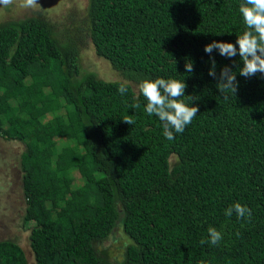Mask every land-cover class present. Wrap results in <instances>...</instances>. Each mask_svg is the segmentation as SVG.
I'll list each match as a JSON object with an SVG mask.
<instances>
[{"label": "trees", "instance_id": "16d2710c", "mask_svg": "<svg viewBox=\"0 0 264 264\" xmlns=\"http://www.w3.org/2000/svg\"><path fill=\"white\" fill-rule=\"evenodd\" d=\"M242 2L89 0L88 40L117 81L82 73L79 47L42 18L0 24V138L24 146L21 225H32L35 264H112L96 246L118 224L129 240L118 264H264V76H241L239 56L213 50L217 75L229 65L238 81L222 95L204 51L247 30ZM156 78L184 81L180 99L199 109L173 140L133 89ZM236 202L250 219L225 215ZM209 227L217 245L200 243ZM0 264L28 262L1 241Z\"/></svg>", "mask_w": 264, "mask_h": 264}, {"label": "rangeland", "instance_id": "374dc122", "mask_svg": "<svg viewBox=\"0 0 264 264\" xmlns=\"http://www.w3.org/2000/svg\"><path fill=\"white\" fill-rule=\"evenodd\" d=\"M37 2L41 7L23 8L20 6L22 0H15L7 7L0 5V24L26 17L42 18L53 25L58 43L64 44L72 39V42L79 47V64L82 73L92 72L97 78L107 81L120 80L119 75L110 65L96 55L88 40L85 19L89 0H37ZM133 89L137 92L136 86H133ZM49 117H46V120ZM65 145L64 140L56 139L59 151ZM23 152L24 146L20 143L0 138V242L10 241L17 244L23 251L28 264H35L29 241L32 225L27 227L21 225L25 210V200L21 189ZM38 158L40 165L41 155H38ZM170 162L171 164L175 162L174 156L171 157ZM58 167L60 168L59 161ZM72 176L74 186L80 187L83 180L76 170H72ZM128 242L121 225L118 224L110 236L96 246V249L98 252H106L110 263L118 264L122 260Z\"/></svg>", "mask_w": 264, "mask_h": 264}, {"label": "clouds", "instance_id": "9594fccd", "mask_svg": "<svg viewBox=\"0 0 264 264\" xmlns=\"http://www.w3.org/2000/svg\"><path fill=\"white\" fill-rule=\"evenodd\" d=\"M15 0H0V5L7 7ZM23 8H37L41 5L37 0H22L20 4ZM239 12L242 15L246 29L236 37L235 43L213 40L204 46L205 53L210 55L211 67L208 74L216 79V87L220 94H236L238 81L232 67L224 65L219 75L216 72V61L211 57L213 50L219 55L233 60L239 56L242 67L239 74L245 78L256 76L258 73L264 76V0H243L239 5ZM186 72L193 71V64L185 63ZM139 94L146 99L147 103L144 111L149 115L159 118L163 126V135L168 140H173L174 133H183L185 127L191 124L199 109L196 106H189L180 98L185 96L186 84L174 78H156L155 80L143 79L137 84ZM118 91L121 95L127 93L126 83L120 84ZM227 99V95H224ZM133 108H139V103L133 104ZM123 121L133 125L135 121L125 116ZM235 212L237 218H251V209L234 203L225 210V215L231 217ZM209 239H202L201 245L209 243L217 245L222 235L214 227L207 229ZM203 264V262H201Z\"/></svg>", "mask_w": 264, "mask_h": 264}]
</instances>
